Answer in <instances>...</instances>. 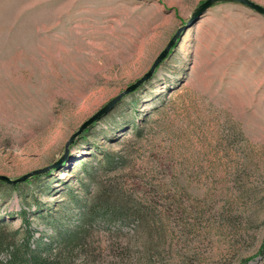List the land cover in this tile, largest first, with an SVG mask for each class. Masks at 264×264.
<instances>
[{
    "label": "rangeland",
    "instance_id": "rangeland-1",
    "mask_svg": "<svg viewBox=\"0 0 264 264\" xmlns=\"http://www.w3.org/2000/svg\"><path fill=\"white\" fill-rule=\"evenodd\" d=\"M206 1L0 0V175L47 169L0 181V264L72 229L58 264H264V16Z\"/></svg>",
    "mask_w": 264,
    "mask_h": 264
},
{
    "label": "water",
    "instance_id": "water-1",
    "mask_svg": "<svg viewBox=\"0 0 264 264\" xmlns=\"http://www.w3.org/2000/svg\"><path fill=\"white\" fill-rule=\"evenodd\" d=\"M219 2H238L241 3L247 7H249L252 10H255L256 12H258L259 14L264 16V8L253 4L252 2L248 1V0H207L206 2H204L203 4H201L198 8H196V10L194 11V13L192 14V19L191 22H193L194 20L198 19L202 14H204L208 9H210L212 6H214L215 4L219 3ZM186 30V27L183 29L178 30V32L171 38V40L169 41V43L167 44V46L164 48V50L158 55V57L156 58V60L154 61L152 67L150 68V70L144 74L143 77H141L140 79H138L135 83L131 84L130 86H128L121 94H119L117 97H115L114 99H112L111 101H109L100 111H98L94 116H92L91 118H89L87 121H85L79 128V130L70 138V140L67 142L66 145V151H65V155L63 156L62 159H60L56 164H54L52 167H57L65 158L67 155V150H68V146L74 142V140L82 133L84 132V130L90 126L93 122L98 121L101 119V117L107 113L109 110H111L113 108V106L119 102L123 97L135 92L136 90H138L141 86H143L145 83H147L148 81L151 80V78L153 77L156 69L158 68V66L169 57L171 50L173 49V47L176 45L178 39L181 36V31ZM47 169L44 170H37V171H33L30 172L24 176H22L21 178L18 179H14L11 180L8 177L5 176H1L0 175V181L2 182H6L9 184H16V183H20L23 181H26L27 179L42 174L46 171Z\"/></svg>",
    "mask_w": 264,
    "mask_h": 264
},
{
    "label": "trees",
    "instance_id": "trees-1",
    "mask_svg": "<svg viewBox=\"0 0 264 264\" xmlns=\"http://www.w3.org/2000/svg\"><path fill=\"white\" fill-rule=\"evenodd\" d=\"M88 131L89 130H87L86 132ZM36 177H34L33 179H35ZM29 182L30 181H28V183ZM1 183L2 182H0V184ZM18 186V183L8 184V187L12 190H19ZM40 207H42V205L37 204V208ZM130 211L131 209H128L126 207H119L118 209H115V213H117L116 215H119L121 219L129 218ZM26 215L27 213L25 212L19 214V219H21L22 222H28ZM51 225L57 230L55 222L53 220L51 221ZM56 232L57 236L48 243H44L42 242V239H40L37 242V246L35 249L31 247L28 241L23 243L22 245L8 247L7 252L5 253V259L3 260L2 264H58L57 257L56 259L53 258L54 244L58 243L61 246L70 245L71 243L79 241L80 236L78 232H76V229L69 230L66 235L58 230ZM4 244H6V239L2 236L0 228V246L2 247Z\"/></svg>",
    "mask_w": 264,
    "mask_h": 264
},
{
    "label": "bare ground",
    "instance_id": "bare-ground-1",
    "mask_svg": "<svg viewBox=\"0 0 264 264\" xmlns=\"http://www.w3.org/2000/svg\"><path fill=\"white\" fill-rule=\"evenodd\" d=\"M122 46L119 42V40H116L114 43V47L119 50V47ZM126 51V50H125ZM123 53V52H122ZM127 59V58H126ZM129 60V59H128Z\"/></svg>",
    "mask_w": 264,
    "mask_h": 264
}]
</instances>
